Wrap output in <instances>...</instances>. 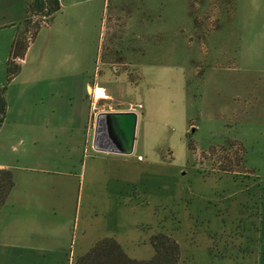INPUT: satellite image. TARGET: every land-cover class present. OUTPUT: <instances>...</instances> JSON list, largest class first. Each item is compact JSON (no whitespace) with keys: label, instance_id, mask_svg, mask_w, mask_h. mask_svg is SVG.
Listing matches in <instances>:
<instances>
[{"label":"rangeland","instance_id":"374dc122","mask_svg":"<svg viewBox=\"0 0 264 264\" xmlns=\"http://www.w3.org/2000/svg\"><path fill=\"white\" fill-rule=\"evenodd\" d=\"M9 1L0 0V20L13 2L15 13L26 11L28 0ZM106 3L87 21L95 24L87 70L103 75L108 97L90 108L75 77L69 96L26 91L31 117L44 105L57 125L16 128L5 69L0 88L17 136H0V159L16 166L7 168L15 194L39 200L42 212L14 231L45 236L41 264H71L106 236L148 259L158 232L178 242V264H264V0ZM78 50L74 39L67 71L81 68ZM103 53L121 64H104ZM51 60L33 66L60 71ZM106 105L137 112L131 154L95 149V118Z\"/></svg>","mask_w":264,"mask_h":264},{"label":"crops","instance_id":"0c3cea01","mask_svg":"<svg viewBox=\"0 0 264 264\" xmlns=\"http://www.w3.org/2000/svg\"><path fill=\"white\" fill-rule=\"evenodd\" d=\"M11 1L12 0L9 2ZM88 2L92 3L88 6ZM106 2L107 0H59L60 10L55 14L53 20L46 28L38 31L35 39L30 43L23 57L24 62L22 63V70L23 68L27 70L29 68V71L26 69L25 71L21 70L20 73L12 79L13 83L10 96L12 97L11 100L15 98L17 106L15 117L11 120V125L16 128L28 127L33 129L37 126L35 122L37 119L45 122L47 121L48 124L54 123V121H51L50 113H48L49 107L44 105L43 107H35L36 116L35 118L31 117V110H26L30 106L26 107V103L23 105L25 102V92H36L39 89L42 92L47 91V95L50 93L49 95H53L54 97H58L62 95V93H64L65 96H69L71 94V89L68 83H70L74 77L82 81L81 86H83L85 98L90 108V104H94V101L97 102L100 99L108 97L103 75L100 76L94 72V75L90 76L87 70L89 59L88 41L92 38L93 28H95L93 22L89 26L87 21L89 19L93 21L97 13H100V10L105 8L107 5ZM13 7H15L14 2L10 5L8 13L0 20V86L4 79L6 61L9 57L11 43L18 32L15 24L21 22L26 14L23 8L21 12L17 11L15 13ZM91 26L92 29L90 31ZM74 39L79 41V50L77 51L78 58L76 62L81 66L76 73L67 71L64 67V65L70 63L72 59L70 45ZM36 47L37 50L34 51ZM52 57L62 66L60 71H50L48 67V70L42 72L46 66L39 67L40 64H38V62L36 67L33 66L34 59L35 62L41 59L51 64ZM49 84H51V87ZM57 86L60 87L59 91ZM100 88L104 90V95L97 92V89ZM12 89L16 93V97L12 94ZM49 90L54 91V93ZM56 105L57 103L53 104V109H55ZM90 108L87 110V118L90 117L91 114ZM8 109L9 107L6 108L5 118L0 126V136L5 142H9L12 135L17 136L12 134V126L9 127V125H7ZM58 109H61V106H59ZM119 110H129V108ZM53 125L57 124L54 123ZM6 127L9 129L11 128V131L8 132V129L5 130ZM84 132L86 137L87 130ZM9 167L16 166H10L6 161L0 159V169H7ZM17 188L18 187H13L0 210V264H41L42 261L39 257L42 248L45 247V245L41 244V240H44L43 237L45 236H43L42 233H32L33 230L14 231L16 229L15 226L18 227V225L24 221H29V224L32 225L38 223L35 219H40V215L42 214V212L38 210L40 201L35 200V198L31 199L32 196L27 199L26 197L17 196L15 194ZM30 191L33 190L30 189ZM33 208H36V211ZM48 241L50 242L48 245L52 246L57 243L51 238H49ZM60 247V251L65 249L63 244H60ZM45 252H43L42 255H44ZM51 252L55 253L54 251ZM45 264H50V262L48 261Z\"/></svg>","mask_w":264,"mask_h":264},{"label":"trees","instance_id":"16d2710c","mask_svg":"<svg viewBox=\"0 0 264 264\" xmlns=\"http://www.w3.org/2000/svg\"><path fill=\"white\" fill-rule=\"evenodd\" d=\"M60 10L59 0H28L26 14L19 23L10 47L9 57L6 61V82L16 77L22 64L18 61L23 58L30 43L35 39L42 26H48L55 14ZM118 51H115L117 53ZM114 54V51L113 53ZM107 54L105 53V56ZM103 53L104 64L121 61L106 58ZM109 61H108V60ZM4 87L0 88V126L6 113V100ZM192 132L194 129L191 130ZM244 152V149L242 148ZM242 152V155H243ZM14 185L13 174L10 169H0V210L4 205ZM149 242L153 247V255L148 259H136L130 257L122 248L121 244L111 236L97 240L86 252L77 256L71 264H178L180 260V247L178 242L171 236L158 232L150 236Z\"/></svg>","mask_w":264,"mask_h":264},{"label":"water","instance_id":"95a60500","mask_svg":"<svg viewBox=\"0 0 264 264\" xmlns=\"http://www.w3.org/2000/svg\"><path fill=\"white\" fill-rule=\"evenodd\" d=\"M138 114L133 110L113 111L104 106L95 118V149L128 155L133 152ZM98 140L102 144H98Z\"/></svg>","mask_w":264,"mask_h":264},{"label":"bare ground","instance_id":"6f19581e","mask_svg":"<svg viewBox=\"0 0 264 264\" xmlns=\"http://www.w3.org/2000/svg\"><path fill=\"white\" fill-rule=\"evenodd\" d=\"M101 88H102V87H101ZM101 88H100V89H97V92H98V93H101V95H104V94H105V93H104V90L101 89ZM95 92H96V90H95Z\"/></svg>","mask_w":264,"mask_h":264},{"label":"built area","instance_id":"2783aa9c","mask_svg":"<svg viewBox=\"0 0 264 264\" xmlns=\"http://www.w3.org/2000/svg\"><path fill=\"white\" fill-rule=\"evenodd\" d=\"M18 61L22 64L24 62L23 58H19Z\"/></svg>","mask_w":264,"mask_h":264},{"label":"flooded vegetation","instance_id":"af4514ba","mask_svg":"<svg viewBox=\"0 0 264 264\" xmlns=\"http://www.w3.org/2000/svg\"><path fill=\"white\" fill-rule=\"evenodd\" d=\"M98 144L101 145L102 144V141L101 140H98Z\"/></svg>","mask_w":264,"mask_h":264}]
</instances>
